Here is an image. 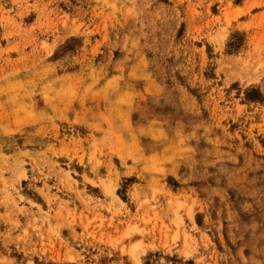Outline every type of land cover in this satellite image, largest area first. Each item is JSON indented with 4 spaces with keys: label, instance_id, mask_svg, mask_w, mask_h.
Wrapping results in <instances>:
<instances>
[{
    "label": "rangeland",
    "instance_id": "374dc122",
    "mask_svg": "<svg viewBox=\"0 0 264 264\" xmlns=\"http://www.w3.org/2000/svg\"><path fill=\"white\" fill-rule=\"evenodd\" d=\"M0 264H264V0H0Z\"/></svg>",
    "mask_w": 264,
    "mask_h": 264
}]
</instances>
